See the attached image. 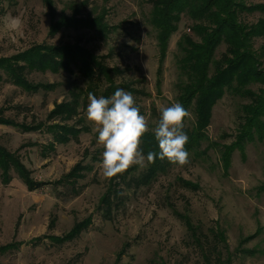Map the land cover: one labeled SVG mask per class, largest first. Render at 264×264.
I'll return each instance as SVG.
<instances>
[{
  "label": "rangeland",
  "instance_id": "1",
  "mask_svg": "<svg viewBox=\"0 0 264 264\" xmlns=\"http://www.w3.org/2000/svg\"><path fill=\"white\" fill-rule=\"evenodd\" d=\"M152 1L50 0L49 6L48 0H0V59L35 45H79L122 73L115 83L136 90L131 94L154 129L160 109L179 102L185 83L178 43L185 37L200 40L193 32L195 22L182 16L162 60L150 21ZM249 4L264 5V0ZM73 17L103 18L107 31L102 35L94 28H63L51 34L55 22ZM263 18L254 12L241 20L251 25ZM253 42L264 71V37ZM225 51L221 45L216 59ZM73 70L24 73L35 85H55L48 91L28 92L5 76L0 81L2 117L42 126L23 132L0 125V146L19 156L32 179L44 184L29 191L17 175L8 185L0 177V248L16 245L0 254V264H264V140L234 149L227 171L222 160L224 149L238 141L242 108L250 101L228 90L213 108L206 139L188 151L190 162L171 165L147 185L121 182L117 190L124 201L112 219H105L99 204L116 177L103 178L98 167L103 148L86 117L88 99L76 119L65 123L80 130L77 139L58 144L47 129L55 105L69 100L74 87L88 88L86 78ZM261 88L250 87L256 93ZM188 111L184 131L190 138L196 119L192 108ZM78 165L88 167L83 178L68 181L66 176ZM132 168L135 177L146 169ZM86 221L87 230L73 241H54Z\"/></svg>",
  "mask_w": 264,
  "mask_h": 264
},
{
  "label": "trees",
  "instance_id": "2",
  "mask_svg": "<svg viewBox=\"0 0 264 264\" xmlns=\"http://www.w3.org/2000/svg\"><path fill=\"white\" fill-rule=\"evenodd\" d=\"M249 3L250 0L152 1L150 21L157 30L162 60L166 56L171 36L178 30L182 16H187L195 22L193 32L200 40L194 42L185 37L178 43L183 55L179 68L185 78V83L180 88L179 102L186 110L192 108L196 119L195 126L189 131L190 140L186 145V150L197 148L206 139L205 130L210 125L213 108L228 90L250 101L249 105L242 108L244 122L238 141L226 147L222 154L225 171L229 169L230 157L234 149H242L246 141L264 140V71L260 68V57L253 44L254 39L264 37V18L251 25L241 20L244 14L254 12L264 14V5ZM63 28H94L102 35H105L107 31L103 25V18L77 19L73 17L62 18L55 22L51 27V34L55 35ZM221 45L226 46V51L217 60L216 51ZM103 60H105L104 57L94 56L79 45H35L17 56L0 59V71L2 72H0V81L5 76L8 81H12L14 85L28 92L54 90L55 85L31 83L24 73L26 71L39 73L49 71L54 74H71L74 71L73 68H76L86 78L88 88L80 90L74 87L69 92V100L56 104L48 117L49 121H53V124L47 127L52 139L55 143L67 144L79 137L80 130L67 126L65 123L76 119L78 109L88 99L89 92L97 97L104 96L105 98L111 97L117 88L137 93L136 90L130 89L128 84H116L114 77L122 73L115 68L109 69ZM102 79L106 85L104 90L100 87ZM254 84L262 85L257 93L250 89ZM0 125L19 128L23 132L39 130L42 127L17 124L3 118L2 112H0ZM140 147L145 156L149 151L159 153V145L154 133H146ZM171 165L167 159L162 161L157 156L155 163L149 164L137 177L132 174L136 172V168H131L124 174L118 175L101 198L99 210L102 216L105 219H112L113 211L122 205L124 200L120 191L117 190L121 182H132L137 186L150 184L158 175L165 173ZM87 169L86 166L78 165L66 178L68 181L81 179ZM14 175L23 181L29 191H36L44 185L32 179L30 171L19 156L0 146L2 184H10ZM89 222L74 226L64 238L54 241L60 243L73 241L87 230ZM15 247L16 245L2 247L0 254H5Z\"/></svg>",
  "mask_w": 264,
  "mask_h": 264
},
{
  "label": "clouds",
  "instance_id": "3",
  "mask_svg": "<svg viewBox=\"0 0 264 264\" xmlns=\"http://www.w3.org/2000/svg\"><path fill=\"white\" fill-rule=\"evenodd\" d=\"M88 101L86 117L92 130L98 134L97 144L103 148L98 165L103 178L111 180L133 166L144 169L155 163L157 156L178 167L190 162L186 150L189 137L184 128L191 113L181 103L161 108L157 126L150 129L149 121L141 114L134 96L122 88H117L109 98H98L89 92ZM149 131L154 132L159 153L149 151L145 156L140 146Z\"/></svg>",
  "mask_w": 264,
  "mask_h": 264
}]
</instances>
